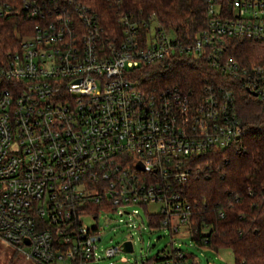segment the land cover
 Masks as SVG:
<instances>
[{"label": "built area", "instance_id": "1", "mask_svg": "<svg viewBox=\"0 0 264 264\" xmlns=\"http://www.w3.org/2000/svg\"><path fill=\"white\" fill-rule=\"evenodd\" d=\"M13 12L32 24L0 66V241L38 264H99L133 244L99 255L100 214H138L135 205L150 226L177 234L184 224L193 239L192 161L243 150L236 95L213 80L147 89L132 73L202 60L264 101V65L229 52L233 40L264 41V0H205L190 41L154 15L121 16L109 33L81 0H0V16ZM172 247L153 264H191Z\"/></svg>", "mask_w": 264, "mask_h": 264}, {"label": "trees", "instance_id": "2", "mask_svg": "<svg viewBox=\"0 0 264 264\" xmlns=\"http://www.w3.org/2000/svg\"><path fill=\"white\" fill-rule=\"evenodd\" d=\"M98 15L109 33L119 30L120 17L154 15L183 41L205 23V0H81ZM32 20L24 13L0 16V66L19 47ZM229 52L240 62L264 65V41L233 40ZM147 89L178 83L199 91L206 80L224 81L236 95V110L245 128L243 150L228 148L198 156L184 190L192 207L191 226L200 246L230 248L235 264H264V101L202 60L176 58L144 65L132 73ZM169 82V83H168ZM159 218L152 225H158ZM147 258L142 264H153ZM191 264H197L192 258Z\"/></svg>", "mask_w": 264, "mask_h": 264}, {"label": "rangeland", "instance_id": "3", "mask_svg": "<svg viewBox=\"0 0 264 264\" xmlns=\"http://www.w3.org/2000/svg\"><path fill=\"white\" fill-rule=\"evenodd\" d=\"M155 208L156 205H149V210ZM136 209L138 214L120 215L114 212L100 214L98 223L102 240L98 242L99 255L104 256L106 248L126 239H131L134 247L131 252L120 251L113 257L100 259L99 264H109V262L112 264H139L146 257L162 256L165 251L174 248L172 245L184 250L189 259L194 258L197 264H235L234 254L230 248L216 251L207 246H200L191 238L190 232L184 224L180 226L177 234L170 232L168 228H154L150 226L143 207L135 205L129 208L131 211ZM92 222L90 220L87 223L92 224ZM0 264L38 263L18 253L13 245L0 241ZM56 264H64V262L58 261Z\"/></svg>", "mask_w": 264, "mask_h": 264}, {"label": "water", "instance_id": "4", "mask_svg": "<svg viewBox=\"0 0 264 264\" xmlns=\"http://www.w3.org/2000/svg\"><path fill=\"white\" fill-rule=\"evenodd\" d=\"M253 95H257V93L256 92H253ZM123 249V251H125V252H131V251H133V244H132V242L131 241H127V242H125L124 243V247L122 248Z\"/></svg>", "mask_w": 264, "mask_h": 264}, {"label": "crops", "instance_id": "5", "mask_svg": "<svg viewBox=\"0 0 264 264\" xmlns=\"http://www.w3.org/2000/svg\"><path fill=\"white\" fill-rule=\"evenodd\" d=\"M192 261V260H191Z\"/></svg>", "mask_w": 264, "mask_h": 264}]
</instances>
